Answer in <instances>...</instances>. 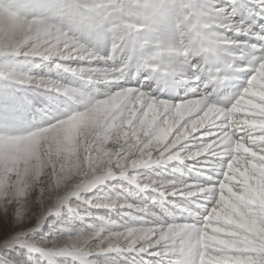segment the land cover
Here are the masks:
<instances>
[{
  "label": "clouds",
  "instance_id": "clouds-1",
  "mask_svg": "<svg viewBox=\"0 0 264 264\" xmlns=\"http://www.w3.org/2000/svg\"><path fill=\"white\" fill-rule=\"evenodd\" d=\"M8 250L264 264V0H0Z\"/></svg>",
  "mask_w": 264,
  "mask_h": 264
},
{
  "label": "rangeland",
  "instance_id": "rangeland-1",
  "mask_svg": "<svg viewBox=\"0 0 264 264\" xmlns=\"http://www.w3.org/2000/svg\"><path fill=\"white\" fill-rule=\"evenodd\" d=\"M98 211H100L101 214H106L105 210H98ZM3 230H4L5 233H7L11 229H10V227L8 225H3ZM38 231L41 234V236L49 237L50 228H49V225L47 223L45 225H43L41 227V229H39ZM13 255H15V252L13 250L0 251V264H3V262H4L6 257H11Z\"/></svg>",
  "mask_w": 264,
  "mask_h": 264
}]
</instances>
